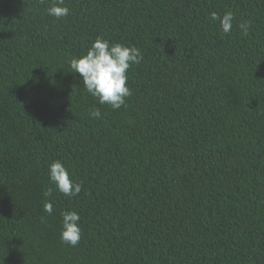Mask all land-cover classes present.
<instances>
[{
    "label": "trees",
    "instance_id": "1",
    "mask_svg": "<svg viewBox=\"0 0 264 264\" xmlns=\"http://www.w3.org/2000/svg\"><path fill=\"white\" fill-rule=\"evenodd\" d=\"M51 4L0 0V264H264V0ZM228 11L225 35L209 14ZM97 37L143 57L117 110L69 66ZM54 161L77 196L50 183Z\"/></svg>",
    "mask_w": 264,
    "mask_h": 264
},
{
    "label": "clouds",
    "instance_id": "2",
    "mask_svg": "<svg viewBox=\"0 0 264 264\" xmlns=\"http://www.w3.org/2000/svg\"><path fill=\"white\" fill-rule=\"evenodd\" d=\"M64 0H52V4L46 9L49 16L60 19L69 14V9L62 6ZM209 19L218 22L223 34L230 33L235 19L234 13L228 11L220 16L216 12L209 14ZM243 35H248L250 24L241 22L238 24ZM143 59L140 50L134 46L129 47L119 43L110 44L109 41L97 37L86 54L69 61L71 73L80 78V84L85 92L93 97L100 105H109L112 110H117L125 104L127 97L131 96V90L127 86V72L132 65L139 64ZM91 118L97 119L101 113L98 108H93L89 113ZM48 177L51 184L60 194L72 198L77 196L82 186L76 183L69 174L68 169L60 162L54 161L48 167ZM50 188L44 195L50 196ZM43 210L48 215L53 212L51 202H45ZM79 214L74 211L61 213L60 241L69 247H76L81 239L79 227Z\"/></svg>",
    "mask_w": 264,
    "mask_h": 264
}]
</instances>
